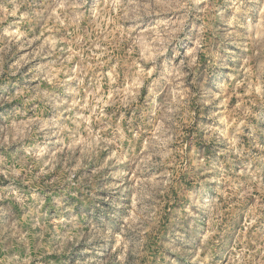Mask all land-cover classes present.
Here are the masks:
<instances>
[{
	"label": "rangeland",
	"instance_id": "obj_1",
	"mask_svg": "<svg viewBox=\"0 0 264 264\" xmlns=\"http://www.w3.org/2000/svg\"><path fill=\"white\" fill-rule=\"evenodd\" d=\"M0 264H264V0H0Z\"/></svg>",
	"mask_w": 264,
	"mask_h": 264
}]
</instances>
